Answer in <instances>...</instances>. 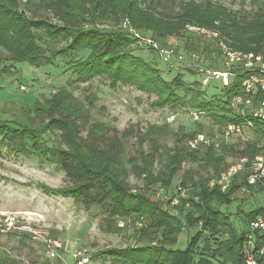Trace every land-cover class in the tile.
<instances>
[{
    "label": "trees",
    "instance_id": "16d2710c",
    "mask_svg": "<svg viewBox=\"0 0 264 264\" xmlns=\"http://www.w3.org/2000/svg\"><path fill=\"white\" fill-rule=\"evenodd\" d=\"M250 2L256 8L252 18H239L211 0H0V47L11 65L26 61L41 66L61 57L71 74L65 87L40 96L32 107L23 109L26 123L13 121L9 126L0 120V144L7 143V149L15 154L54 164L64 173L67 185L39 187L72 198L86 211L104 207L103 232L124 231L118 222L126 218L145 221L141 228L132 226V243L99 250L95 258L108 264H243L245 230L237 233L217 208V204L230 203L242 184L235 182L237 178L227 192H221L217 186H208L213 177H202L199 172L213 169L214 177L218 176L230 163L223 155L226 146L220 142L217 147L188 149L185 139L196 132L173 133L168 123L118 132L104 122H91L90 109L97 100L94 93L80 100L73 90L76 84L103 76L111 87L118 83L136 85L156 94L157 106L207 114L218 128L228 123L246 126L249 115L229 108L230 100L243 94L241 76L211 99L198 89L202 83L189 86L180 76L165 80L159 68L132 54L131 44L138 39L122 22L149 31L160 46L168 44L169 36L192 37L183 29L186 24H195L218 29L237 49L258 52L264 49V2ZM81 131H86L84 137ZM110 131L114 133L108 135ZM48 132L59 136L52 145L43 139ZM171 133L174 145L160 148L158 139ZM251 133L255 141L233 153L253 158L264 124L253 122ZM130 136L136 137L138 146L135 155L127 156L123 140ZM146 141L149 151L143 149ZM186 162L196 164L197 169H183ZM129 171L142 179L141 191L129 184ZM177 176L175 187L172 183ZM156 185L169 198L152 199ZM179 188L187 189V197L171 206ZM259 215L260 209L247 214L246 224ZM199 220L201 229H197ZM186 227L192 235L187 247L178 249L175 245Z\"/></svg>",
    "mask_w": 264,
    "mask_h": 264
},
{
    "label": "rangeland",
    "instance_id": "374dc122",
    "mask_svg": "<svg viewBox=\"0 0 264 264\" xmlns=\"http://www.w3.org/2000/svg\"><path fill=\"white\" fill-rule=\"evenodd\" d=\"M211 1L227 11L236 13L239 18H252L256 10L250 0ZM260 1L264 2V0ZM218 23L215 21V24ZM129 28L140 37L151 38L149 31ZM137 39L131 44L132 54L150 61L159 68L165 80L180 76L181 80L188 85L194 82L201 83L205 75L198 72L202 67L211 63L213 66L223 68L222 58L219 56L208 63V53L211 54L214 50L213 43L205 39L182 35L169 36L167 45L170 44L186 56L193 51L199 55L197 61H191L187 57L181 62L174 60L173 57L168 60L162 59L156 50H150L144 41ZM65 62V59L58 57L53 63L41 66H34L26 61L11 65V62L7 60V53L0 47V120L7 121L9 126H13V121L26 123V117L23 115L24 108L32 107L40 96H48L55 90L66 86L71 74L66 69ZM5 67H8L9 71H6ZM222 87L219 80H211L208 85L198 84V89L205 94L207 99L218 96L222 92ZM73 93L80 100H84L86 94L94 93L97 100L90 109L91 122H104L118 132L127 128L136 131L144 130L151 125H164L167 123V116L175 114V120L168 123L173 133L202 132L213 142H222L221 146H226L223 155L227 163L238 157L232 150L243 148L246 143L255 141V136L246 126L243 127L241 136L225 140L220 135L221 128L212 122L209 115L201 114L199 120L194 121L185 109L171 108L169 105L157 106L158 96L156 94L146 93L136 85L118 83L115 87H111L109 80L103 76L95 77L88 83L76 84ZM113 133L110 131L108 135ZM81 135L84 137L86 131H81ZM43 139L46 145H52L58 141L59 136L58 133L48 132ZM123 142L127 156L135 155L138 146L136 137L130 136ZM158 143L163 149L172 147L174 145L172 133L166 137H160ZM143 149L150 150V144L147 141L144 142ZM189 167L197 169L196 164L186 162L183 165V169ZM199 172L202 177L215 176L213 169ZM127 180L134 190L143 189L142 179L137 178L130 171ZM177 183L178 176L172 184L175 186ZM40 184L56 189L65 187L67 180L64 173L54 164L40 161L36 156L27 157L15 154L9 150V147L7 149V143L0 144V216L21 217L33 225L48 228L53 235H59L58 237L71 247L88 248L92 257L89 264H108V261L102 262L95 258L96 252L110 246L122 247L132 243L130 240L132 226L125 227V230L119 233L109 234L101 230L103 219L107 216L104 207H92L90 211H86L76 205L72 198L43 191L39 187ZM156 188H158L157 185L152 187L153 190ZM153 193L152 199L168 197L166 192L160 189H156ZM263 205L264 194L260 192L257 195L248 194V197L242 201L236 199L228 204H217V208L227 216L226 220L231 223L235 231L240 233L242 217L245 213ZM191 235L192 230L184 228L175 247L186 248L188 237ZM1 237L3 240L0 239V264H52L45 259L41 248L27 238Z\"/></svg>",
    "mask_w": 264,
    "mask_h": 264
},
{
    "label": "built area",
    "instance_id": "2783aa9c",
    "mask_svg": "<svg viewBox=\"0 0 264 264\" xmlns=\"http://www.w3.org/2000/svg\"><path fill=\"white\" fill-rule=\"evenodd\" d=\"M122 26L129 28L126 20L122 22ZM129 29L135 37L156 50L164 60H168L170 57L178 62L184 61L187 57L191 61L199 59V55L195 51L186 56L170 44L161 47L151 38L140 37L131 28ZM183 32L196 37V39L201 38L213 43L214 51L211 54L208 53V63L213 61L216 56L222 58L223 68L207 65L199 70L198 73L205 75L201 80L202 85H208L211 80H219L222 86H228L235 78L241 76L240 86L243 94L233 97L229 102V108L242 116L249 115L246 127L250 130L255 121L264 124V49L258 52L237 49L229 39L221 35L215 28L186 24ZM21 88L24 87L21 86ZM189 114L194 121L199 120L201 115L200 112L195 110L189 111ZM175 116V114L168 115L166 118L167 123H172ZM243 127L241 124L228 123L221 128L220 135L225 140L241 136ZM219 143L213 142L205 133L197 132L187 137L184 145L188 149L195 150L211 145L217 147ZM258 148V152L252 159H248L246 156H238L231 161L218 176L208 181V186H217L221 192H227L235 179L241 178L242 185L258 186L264 192V135L260 137ZM186 197L187 189L179 188L177 196L170 203L171 206H177L180 198L184 199ZM186 205L188 204L186 203ZM143 225H145V221L142 218H126L118 222V226L122 229L128 226L141 228ZM201 226L202 220H199L197 229H201ZM257 235L261 237L258 238ZM0 236L25 237L41 248L47 260L58 261V264H89L91 260L88 248L82 246L71 247L58 236L53 235L48 228L33 225L21 217L0 216ZM241 254L243 264H264V217L258 216L248 222L245 228ZM65 257L70 259L69 263L64 260Z\"/></svg>",
    "mask_w": 264,
    "mask_h": 264
},
{
    "label": "crops",
    "instance_id": "0c3cea01",
    "mask_svg": "<svg viewBox=\"0 0 264 264\" xmlns=\"http://www.w3.org/2000/svg\"><path fill=\"white\" fill-rule=\"evenodd\" d=\"M237 184H241V180H240V178L239 179H237V181H235ZM260 192H262L263 194H264V192H263V190L262 189H260L258 186H247V185H242V187L240 186V188H238L235 192H234V194H233V200H240V201H242V200H244L246 197H248V194H250V195H257L258 193H260ZM232 200V201H233ZM260 209V215L259 216H261V217H264V205L263 206H259V207H257V208H254V209H251L250 211H248L247 213H245V215H244V217H242V227H241V229L240 230H245V228H246V216H247V214H249L250 212H252V211H255V210H259ZM258 217V216H257ZM59 236V235H58ZM8 237H11V238H15V237H13V236H8ZM3 237H1L0 239H2ZM190 237H188V239H189ZM3 240V239H2ZM130 240L133 242V238L132 237H130ZM45 257V256H44ZM46 259V258H45ZM47 260V259H46ZM64 260L66 261V262H70V259L68 258V257H65L64 258ZM49 261V260H48ZM49 262H52V264H58L59 262L58 261H49Z\"/></svg>",
    "mask_w": 264,
    "mask_h": 264
}]
</instances>
